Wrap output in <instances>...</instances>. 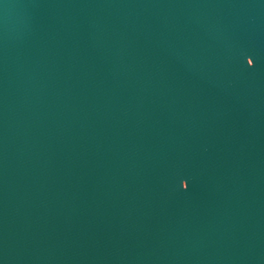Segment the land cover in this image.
Instances as JSON below:
<instances>
[{"label":"water","instance_id":"obj_1","mask_svg":"<svg viewBox=\"0 0 264 264\" xmlns=\"http://www.w3.org/2000/svg\"><path fill=\"white\" fill-rule=\"evenodd\" d=\"M0 264H264V0H0Z\"/></svg>","mask_w":264,"mask_h":264}]
</instances>
